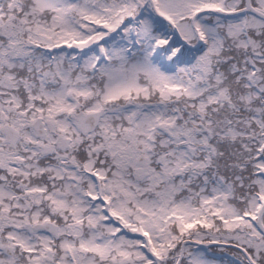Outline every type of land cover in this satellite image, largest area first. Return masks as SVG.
<instances>
[{"label":"snow or ice","instance_id":"6c2138e0","mask_svg":"<svg viewBox=\"0 0 264 264\" xmlns=\"http://www.w3.org/2000/svg\"><path fill=\"white\" fill-rule=\"evenodd\" d=\"M0 264H264V0H0Z\"/></svg>","mask_w":264,"mask_h":264}]
</instances>
